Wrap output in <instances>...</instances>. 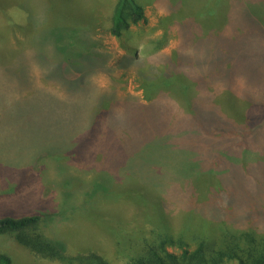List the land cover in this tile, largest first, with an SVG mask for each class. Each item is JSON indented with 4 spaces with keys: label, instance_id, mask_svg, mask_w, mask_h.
<instances>
[{
    "label": "rangeland",
    "instance_id": "rangeland-1",
    "mask_svg": "<svg viewBox=\"0 0 264 264\" xmlns=\"http://www.w3.org/2000/svg\"><path fill=\"white\" fill-rule=\"evenodd\" d=\"M117 1L0 0V219L47 215L38 231L68 256L111 263L148 234L149 218L181 239L168 248L176 255L202 238L263 233L264 0H135L146 23L115 38ZM189 17L183 46L176 31ZM89 50L102 69L74 90L55 71ZM216 50L231 64L225 76L210 67ZM176 51L189 57L183 92L146 93L143 75ZM207 68L204 81L186 77ZM228 121L231 139L214 130ZM127 190L143 194L114 199ZM0 253L11 264L82 263L36 260L9 235Z\"/></svg>",
    "mask_w": 264,
    "mask_h": 264
},
{
    "label": "trees",
    "instance_id": "trees-1",
    "mask_svg": "<svg viewBox=\"0 0 264 264\" xmlns=\"http://www.w3.org/2000/svg\"><path fill=\"white\" fill-rule=\"evenodd\" d=\"M214 2L217 3L218 0H214ZM245 18L250 22H253L246 15V12ZM188 21L193 22L191 17L186 18L184 21L179 22L176 31V37L179 39L178 43L183 46L184 38H188V32L186 29V23H188ZM242 21H244V18ZM141 23H146V16L143 7L135 0H118L114 5L110 17L109 33L115 38H121L131 27L138 26ZM254 25L255 23H252L247 27ZM209 36L210 33L207 37ZM223 38H225L224 42L226 43L231 41L227 37ZM208 41L215 42L214 39H209ZM206 43L207 42L205 41L201 44L206 47ZM227 48L229 47L221 49L226 50ZM91 53L90 50L89 52L85 51L80 53L74 61H72L73 58H69L67 61L76 63L68 64L69 62H67L60 65L56 69L55 74L58 71H63L60 72L62 74L61 77L67 81L73 82L72 88L74 90L81 89L86 79L92 73L96 72L95 70L99 71L102 69V62L92 59ZM212 53H216L217 58H214L215 63L211 64L210 67L215 68V73L223 74V76L227 75L231 71L230 62L223 58V55L218 50L213 51ZM262 56H264V53ZM226 57L229 59V56ZM162 58H164V63L166 64V66L163 67V70L160 62L156 64L160 65L161 69H159V66L155 65L153 68L149 69L148 76L143 75L145 81L143 84L144 91L146 93L152 92V94L155 92L176 93L177 90L178 92H183L185 84L179 83V74H184V72L180 70V67H182V63L185 60H189V57H184L181 53L176 51L174 53L163 55ZM194 59L199 60L198 56ZM208 65L209 63L207 61L206 66ZM211 71V69L208 70L207 68L205 72L199 70V72L193 74L194 76L185 74L189 76L186 77L190 81L198 80L199 82V80H203V77L205 78L204 75H206V72L212 74ZM207 89L208 88L204 86V90L202 91L208 92L209 90ZM195 104H198L197 100L193 103V107L195 110H198L200 106H196ZM202 105L204 104H201V106ZM200 117L205 122L206 119L204 118V114H201ZM210 117V124L213 123L212 125L215 124V120L220 119L216 115H211ZM203 121L201 120L202 123ZM216 123H219V121ZM219 129L220 128L216 127L214 130H217L218 133L221 132L228 139H231L229 136H231L232 130H236L231 124L229 125V121L225 128L224 126H221L222 130ZM243 135L245 136V134L236 133L233 137L241 138ZM95 189H98L96 195L98 192L100 193L104 190L99 186H96ZM133 193L143 194L140 190H127L114 193L113 196L116 201H120L124 198L131 197ZM46 218H48L47 215H37L18 220L10 218L0 219V235L12 236L14 240L27 249L36 260L50 261L56 259L54 261H59L60 263H64L65 260L75 259L80 260V262H82L81 264H264V232L261 234L256 232L254 234L245 233L229 239L225 237L220 242L202 238L195 249L190 251L181 248L182 252L176 255L175 253L169 252L168 248L175 247L178 241L181 242V239L167 235V226L162 222L157 224L153 218H149V224L146 225L147 227L149 226L147 231L148 234L143 233L136 239L127 240L125 246L121 249L120 256L117 258L116 263H111L105 260L96 252H89L86 255L72 258L65 253V250L60 245L49 239L42 232L38 231L39 226ZM82 257L84 262L83 259H81ZM0 264H11L10 258L0 253Z\"/></svg>",
    "mask_w": 264,
    "mask_h": 264
}]
</instances>
